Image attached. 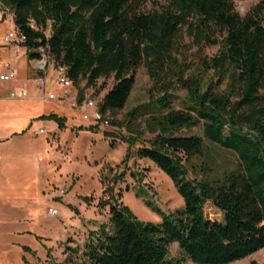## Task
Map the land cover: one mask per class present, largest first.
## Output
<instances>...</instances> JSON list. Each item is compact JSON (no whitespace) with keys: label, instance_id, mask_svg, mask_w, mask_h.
<instances>
[{"label":"trees","instance_id":"1","mask_svg":"<svg viewBox=\"0 0 264 264\" xmlns=\"http://www.w3.org/2000/svg\"><path fill=\"white\" fill-rule=\"evenodd\" d=\"M148 2L0 0L26 37L21 47L29 59L45 55L66 68L79 105L87 89L99 96L114 79L99 103L106 120L127 107L138 71H147L151 102L127 115V138L143 144L139 155L173 181L184 201L183 210L162 214L154 225L112 196L109 225L90 234L81 250L67 248L63 264H188L170 257L172 244L194 264L243 261L264 250V0L245 16L234 0H167L152 10ZM213 47L219 53L202 55V73L194 74L193 51ZM177 90L187 93L183 109L172 103ZM146 107L156 110L145 121L153 136L147 141L133 122ZM43 118L60 128L66 122L54 113ZM195 128L202 137L183 134ZM206 142L235 154L238 168L192 178L186 162L203 157Z\"/></svg>","mask_w":264,"mask_h":264},{"label":"rangeland","instance_id":"2","mask_svg":"<svg viewBox=\"0 0 264 264\" xmlns=\"http://www.w3.org/2000/svg\"><path fill=\"white\" fill-rule=\"evenodd\" d=\"M259 1L234 0L242 16ZM166 2L149 0L147 9ZM3 12L9 11L0 7V74L5 71L2 65L11 62L18 77L9 83L0 81V264L66 263L71 255L67 248L81 250L90 234L104 224L109 225L107 204L112 196L146 224L159 225L162 214L171 216L183 210L184 201L173 181L139 155L143 144L127 138L130 135L127 115L151 102L152 83L147 71L144 68L138 71L127 107L117 115H107L109 126L86 122L82 110L73 107L75 95H79L76 88L66 97L53 70L49 75L52 81L49 92L60 99H45L37 88L36 61L29 59L26 48L4 45V37L16 29ZM203 53L198 54L195 49L190 57L196 75L202 73L199 58L216 56L219 47L207 48ZM103 82H99V87ZM114 84V79L107 81L99 96L93 89H87L86 94L100 103ZM18 88L26 89L29 99L12 100L10 92ZM186 96V92L177 90L173 105L183 109ZM53 113L66 118L63 128L43 118ZM154 113L155 109L146 107L133 121L142 126L146 141L153 136L146 131L145 121ZM114 121L124 123L125 127L112 126ZM40 130L46 133L38 135ZM183 134L203 136L200 128ZM206 145L203 157L186 162L192 178L200 180L206 174L222 177L238 168L240 162L235 154L209 142ZM51 209L59 215L52 216ZM169 252L173 259L194 264L177 244H172ZM253 262L264 264V250L233 264Z\"/></svg>","mask_w":264,"mask_h":264},{"label":"built area","instance_id":"3","mask_svg":"<svg viewBox=\"0 0 264 264\" xmlns=\"http://www.w3.org/2000/svg\"><path fill=\"white\" fill-rule=\"evenodd\" d=\"M7 14V15H6ZM5 16L8 17V20H12V15L9 13H4ZM26 42V37L18 31H12L7 36L4 37L3 43L5 46L10 48H19ZM41 52L44 51L41 49ZM5 72L0 75V81L4 83L13 82L18 77V72L15 68H13L10 64L5 66ZM35 70L37 72V88L40 92H42L45 99L49 101H54L60 99L56 96V94L49 92L51 79H49V75L51 71H55L58 75L57 83L63 86L65 96L70 97L71 91L73 89L72 81L68 78L67 69L61 66H54L50 59L44 55V57L36 61ZM48 90V91H47ZM30 95L26 89H17L15 91L10 92V98L12 100H27ZM76 103L73 105L75 108H79L82 110L83 120L86 122H94L97 125L109 126L110 123L106 120L103 115L99 111V103L96 102L89 94L84 95V101L82 105L78 103V95H75ZM46 133L45 130H40L38 135H42ZM50 214L54 217L59 215V212L55 209L50 210Z\"/></svg>","mask_w":264,"mask_h":264},{"label":"crops","instance_id":"4","mask_svg":"<svg viewBox=\"0 0 264 264\" xmlns=\"http://www.w3.org/2000/svg\"><path fill=\"white\" fill-rule=\"evenodd\" d=\"M19 48H21V47H19ZM12 49H13V48H12ZM18 55H20V52H18ZM8 64H10V65L12 66V63H11V62H9ZM6 65H7V64H6ZM6 65H2V66H4V68H5ZM35 66H36V63L34 64V70H35ZM12 67H13V66H12ZM16 70H17V69H16ZM5 71H6V70H5ZM5 71H4V72H5ZM4 72H3V73H4ZM17 72H18V71H17ZM3 73H1V74H3ZM1 74H0V75H1ZM18 89H24V88H18ZM3 98H6V96H3Z\"/></svg>","mask_w":264,"mask_h":264}]
</instances>
